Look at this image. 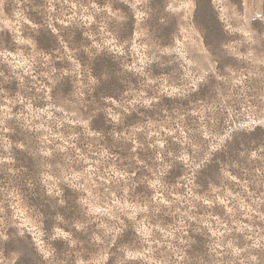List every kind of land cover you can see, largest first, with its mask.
I'll use <instances>...</instances> for the list:
<instances>
[{
  "label": "rangeland",
  "instance_id": "374dc122",
  "mask_svg": "<svg viewBox=\"0 0 264 264\" xmlns=\"http://www.w3.org/2000/svg\"><path fill=\"white\" fill-rule=\"evenodd\" d=\"M0 264H264V0H0Z\"/></svg>",
  "mask_w": 264,
  "mask_h": 264
}]
</instances>
